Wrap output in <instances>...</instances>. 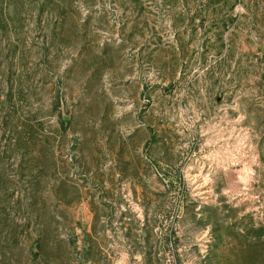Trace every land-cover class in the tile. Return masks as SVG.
I'll use <instances>...</instances> for the list:
<instances>
[{"label": "rangeland", "instance_id": "374dc122", "mask_svg": "<svg viewBox=\"0 0 264 264\" xmlns=\"http://www.w3.org/2000/svg\"><path fill=\"white\" fill-rule=\"evenodd\" d=\"M0 264H264V0H0Z\"/></svg>", "mask_w": 264, "mask_h": 264}, {"label": "water", "instance_id": "95a60500", "mask_svg": "<svg viewBox=\"0 0 264 264\" xmlns=\"http://www.w3.org/2000/svg\"><path fill=\"white\" fill-rule=\"evenodd\" d=\"M63 119H64V120H67L68 118L63 116Z\"/></svg>", "mask_w": 264, "mask_h": 264}]
</instances>
